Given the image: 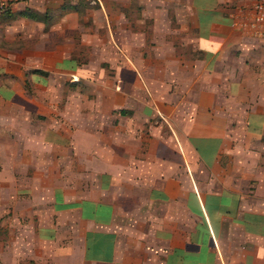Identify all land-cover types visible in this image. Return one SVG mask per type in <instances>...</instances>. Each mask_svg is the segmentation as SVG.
<instances>
[{"label": "crops", "instance_id": "1", "mask_svg": "<svg viewBox=\"0 0 264 264\" xmlns=\"http://www.w3.org/2000/svg\"><path fill=\"white\" fill-rule=\"evenodd\" d=\"M47 1L0 14L52 34L0 41V264H264L254 0H190L184 51L156 11Z\"/></svg>", "mask_w": 264, "mask_h": 264}, {"label": "rangeland", "instance_id": "2", "mask_svg": "<svg viewBox=\"0 0 264 264\" xmlns=\"http://www.w3.org/2000/svg\"><path fill=\"white\" fill-rule=\"evenodd\" d=\"M34 3L40 4L43 2V0H32ZM47 0H45L46 2ZM50 1V5L54 4V0H48ZM47 1V3H48ZM70 0H65L64 4L66 7L70 5L68 3ZM87 1L89 2L88 6L90 5L93 6H100V0H95L93 2L92 0H76V7H78L81 11L82 14H84L85 9L88 7H85L87 4ZM91 1V2H90ZM106 1L108 3V9H124L126 11H136V8H139V10H150V11H156L157 15V21H166L170 27L172 28V37H173V43L176 47L181 48L184 50L187 49V47L191 45L192 42V27L191 23L188 22V28L187 30H181V26L183 25V22L181 21V13H187L189 9V2L190 0H102ZM44 2V3H45ZM139 2V3H138ZM99 3V4H98ZM23 5H25L23 3ZM251 5V4H250ZM248 4H238L234 5V3L231 4L232 7H236L237 13L242 14L247 11L248 7L250 6ZM52 6H49L47 8V12H51L52 16L55 15L52 13L53 9L51 8ZM29 8V6H27ZM31 8V7H30ZM34 9V8H32ZM10 16V22L8 20L4 19L3 26H4V31L2 30V35L0 36V41L3 42H19V41H41L46 40V39H51V30H50V24H44L43 28L47 29V32L44 34H39L36 30L37 24L33 22V20H29L30 23L27 21L24 23L22 22V18H18L19 15L13 14V12H9ZM81 13V12H80ZM42 14V13H41ZM8 17V16H7ZM17 18V20H13L14 18ZM13 20V22L11 21ZM185 20V19H184ZM183 20V21H184ZM9 22V23H7ZM36 28H35V26ZM159 28V25H158ZM25 30H28L29 32L31 30L34 31L32 37H27L24 38V33ZM43 30V29H42ZM185 36L187 39H183L182 37ZM23 37V38H22ZM82 56H90V51L88 50H82ZM84 52V53H83ZM80 87V85H79Z\"/></svg>", "mask_w": 264, "mask_h": 264}, {"label": "built area", "instance_id": "3", "mask_svg": "<svg viewBox=\"0 0 264 264\" xmlns=\"http://www.w3.org/2000/svg\"><path fill=\"white\" fill-rule=\"evenodd\" d=\"M23 1L25 0H0V14ZM237 15L238 23L252 33L264 37V0H254L246 12Z\"/></svg>", "mask_w": 264, "mask_h": 264}, {"label": "trees", "instance_id": "4", "mask_svg": "<svg viewBox=\"0 0 264 264\" xmlns=\"http://www.w3.org/2000/svg\"><path fill=\"white\" fill-rule=\"evenodd\" d=\"M8 11L9 10L5 11L4 13H6ZM20 13L23 14V15L31 16V17H36V13L33 10L29 9V8H25V9L21 10Z\"/></svg>", "mask_w": 264, "mask_h": 264}]
</instances>
